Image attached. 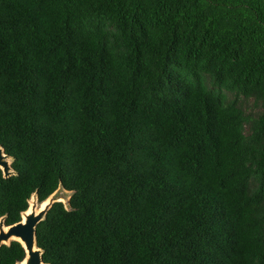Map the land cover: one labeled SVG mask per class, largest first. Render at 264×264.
I'll use <instances>...</instances> for the list:
<instances>
[{
	"label": "trees",
	"instance_id": "trees-1",
	"mask_svg": "<svg viewBox=\"0 0 264 264\" xmlns=\"http://www.w3.org/2000/svg\"><path fill=\"white\" fill-rule=\"evenodd\" d=\"M0 146L45 264H264V0H0Z\"/></svg>",
	"mask_w": 264,
	"mask_h": 264
},
{
	"label": "water",
	"instance_id": "water-1",
	"mask_svg": "<svg viewBox=\"0 0 264 264\" xmlns=\"http://www.w3.org/2000/svg\"><path fill=\"white\" fill-rule=\"evenodd\" d=\"M0 169L4 178L16 175L12 168V158L7 155L0 146ZM72 191H67L62 185L45 201L38 211L37 194H33V201H29V208L22 213L21 221L10 226L5 225V217L0 218V248L4 245L9 246L11 242H19L26 252V257L17 264H45L43 261V250L37 246L36 229L42 222L48 211L55 203H63L67 210H70V199ZM66 200L65 203L60 201Z\"/></svg>",
	"mask_w": 264,
	"mask_h": 264
},
{
	"label": "rangeland",
	"instance_id": "rangeland-1",
	"mask_svg": "<svg viewBox=\"0 0 264 264\" xmlns=\"http://www.w3.org/2000/svg\"><path fill=\"white\" fill-rule=\"evenodd\" d=\"M248 107H249V109H252V108H253L252 103H250ZM33 199H34V198H32L31 201H33ZM60 201H62V199H61ZM65 201H66V200H63L62 202L65 203ZM42 206H43V203H42V204L37 203V207H38L37 209H38V211L41 209Z\"/></svg>",
	"mask_w": 264,
	"mask_h": 264
},
{
	"label": "bare ground",
	"instance_id": "bare-ground-1",
	"mask_svg": "<svg viewBox=\"0 0 264 264\" xmlns=\"http://www.w3.org/2000/svg\"><path fill=\"white\" fill-rule=\"evenodd\" d=\"M44 203H45V202H44ZM44 203H43V204H44Z\"/></svg>",
	"mask_w": 264,
	"mask_h": 264
}]
</instances>
